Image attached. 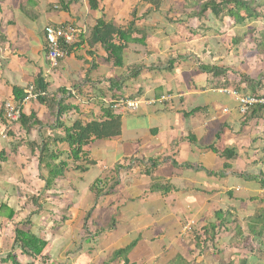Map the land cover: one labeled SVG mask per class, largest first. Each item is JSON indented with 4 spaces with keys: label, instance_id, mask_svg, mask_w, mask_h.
Here are the masks:
<instances>
[{
    "label": "crops",
    "instance_id": "1",
    "mask_svg": "<svg viewBox=\"0 0 264 264\" xmlns=\"http://www.w3.org/2000/svg\"><path fill=\"white\" fill-rule=\"evenodd\" d=\"M63 2L66 10L57 0H0V116L4 102H20L13 90L36 91L38 78L46 86L39 93L68 107L58 118L65 128L104 121L103 110L119 100L139 105L111 109L119 133L88 144L82 160L68 158L66 143L50 142L48 149L62 153L55 163L67 166L49 190L30 149L62 129L46 105L21 106L20 116L39 126L14 123L13 138L0 134V264H264L257 252L264 245V109L241 116L220 92L253 95L245 76L260 81L255 92L264 94V53L245 43L256 23L234 27L209 12L186 19L197 12L195 0H161L157 11L144 0H95L94 10L88 0ZM97 20L133 21L119 67L90 43ZM47 25L82 31L53 70ZM225 150L234 156L223 158ZM217 211L226 218L220 228ZM15 230L41 239L42 254L13 247ZM204 231L210 241L195 243Z\"/></svg>",
    "mask_w": 264,
    "mask_h": 264
},
{
    "label": "trees",
    "instance_id": "2",
    "mask_svg": "<svg viewBox=\"0 0 264 264\" xmlns=\"http://www.w3.org/2000/svg\"><path fill=\"white\" fill-rule=\"evenodd\" d=\"M59 3V8L62 10H66V6L64 5L63 0H57ZM147 1L153 6L157 11L159 9L161 0H144ZM195 6L197 8V12L190 13L186 16V19H190L191 16L197 19H202L205 17V13L209 12V14L215 19H227L232 22L234 27L237 26H245L249 23H256V26L247 31V35L249 38L245 41V43L250 46L252 51H255L259 54L264 53V0H195ZM90 9H97V4L95 0H88ZM189 9V8H187ZM187 14V13H186ZM134 15V13L132 14ZM185 15V13H183ZM223 20V19H222ZM220 20V22H222ZM174 23V22H172ZM179 23V22H177ZM133 21L127 23L124 27L116 26L111 22H105L102 20H97L95 25L91 30L90 43L91 44H99L102 49L107 52L108 58L112 60V64L114 66L121 65V57L123 49L126 44L132 41L130 38L133 33ZM135 42H140L137 40H133ZM239 41H242L239 40ZM237 44V40L233 41V45ZM73 47V46H72ZM70 47V48H72ZM68 48V50L70 49ZM204 72H211L215 75V68H201ZM241 80L245 82L247 85L252 87L251 91L253 92V96H261L256 94L255 91L261 88L260 81H254V83L247 77L242 76ZM45 84H43L41 78H38L36 81L37 92L45 91ZM19 91L13 90V96L16 101H20L23 97ZM264 95V94H263ZM36 102L39 104L46 105L49 113L51 115H57L56 125L58 128L62 129V136H53L50 137L47 141H44L42 138V143L32 145L30 152L33 154L34 148L37 150V160H38V170L41 172H45L42 174V179L45 182V190H49L50 188H55V181L62 177L63 171L66 168L65 162H58V157L62 155L61 152L48 149V145L50 142H64L68 145V158L72 161L82 160L85 157L86 151L83 150L88 144L93 142L94 140H105L109 139L112 136L119 133V121L118 118L112 116L110 110L112 105H109L107 109L103 110V116L105 118L102 122H89L82 125L79 122H74L70 128H65L59 121L58 118L63 114L64 110L68 107H62V104H57L54 96H49L47 94H43L36 99ZM254 108H262L264 107H254ZM251 108L248 112H250ZM32 121L36 126H39V123L36 122L34 117L24 118L20 116L19 120L16 123L21 124V128H26V124ZM11 125H8L1 113L0 116V134H3L5 138L14 137L11 131ZM25 130V129H24ZM40 144V145H39ZM4 153H0V161H4ZM223 158L230 159L234 156V152L232 150H225L222 152ZM227 165H225L226 167ZM80 171H84V168H80ZM260 184L264 186V178L262 177L260 180ZM215 218L219 222V228L224 224L226 218L223 220V216L220 211L215 212ZM11 214L9 215V219ZM264 226V222L262 224ZM262 226V227H263ZM213 229V228H212ZM249 233L253 236H258L259 238H263L261 232L254 233L251 228L249 229ZM200 235V234H199ZM197 236L198 239L195 240V243H199L205 245V243L210 241V238L207 237L206 231L202 232L200 236ZM203 240V241H202ZM247 243L245 247L250 246L248 238L246 239ZM262 247L257 248V252L264 256V245ZM13 247L18 248L19 251L28 257H39L45 248V243L37 238L34 235L29 233H25L21 230H15V236L13 239ZM259 247V246H257ZM250 249L253 248L250 246Z\"/></svg>",
    "mask_w": 264,
    "mask_h": 264
},
{
    "label": "built area",
    "instance_id": "3",
    "mask_svg": "<svg viewBox=\"0 0 264 264\" xmlns=\"http://www.w3.org/2000/svg\"><path fill=\"white\" fill-rule=\"evenodd\" d=\"M81 33L82 31L73 25H47L43 28L45 59L50 70L58 67L60 61L66 56L67 49L77 43ZM22 92L23 97L20 102L13 104L10 101H6L2 105V115L8 125L14 124L19 120L21 106L24 103L31 100L35 101L38 97L43 96L42 93L34 91L32 85L24 88ZM220 92L234 99L237 104V110L241 116H245L251 108L264 107V95L253 96L229 90H221ZM164 101L165 97H161L158 100H149L147 104H155ZM138 105L139 102L137 100H119L112 104L111 109L115 110L117 108H122L125 111L134 112L137 110ZM1 137L5 138L3 134H1ZM191 225L192 223L185 225L183 230L185 232H190Z\"/></svg>",
    "mask_w": 264,
    "mask_h": 264
},
{
    "label": "rangeland",
    "instance_id": "4",
    "mask_svg": "<svg viewBox=\"0 0 264 264\" xmlns=\"http://www.w3.org/2000/svg\"><path fill=\"white\" fill-rule=\"evenodd\" d=\"M248 27V26H247ZM246 29V27H244V28H242V29H236L235 31L238 33V34H241V32L243 31V30H245Z\"/></svg>",
    "mask_w": 264,
    "mask_h": 264
}]
</instances>
